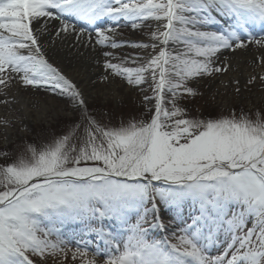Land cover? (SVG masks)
<instances>
[{
	"label": "snow or ice",
	"instance_id": "6c2138e0",
	"mask_svg": "<svg viewBox=\"0 0 264 264\" xmlns=\"http://www.w3.org/2000/svg\"><path fill=\"white\" fill-rule=\"evenodd\" d=\"M120 27L153 30L118 41ZM58 41L78 55L141 50L101 51L99 80L139 89L151 116L98 120L50 60ZM250 47L246 86L264 89V0H0V264H64L69 252L79 264H264V110L189 118L178 103L205 79L223 84L225 53ZM28 91L66 104L30 127Z\"/></svg>",
	"mask_w": 264,
	"mask_h": 264
},
{
	"label": "rangeland",
	"instance_id": "374dc122",
	"mask_svg": "<svg viewBox=\"0 0 264 264\" xmlns=\"http://www.w3.org/2000/svg\"><path fill=\"white\" fill-rule=\"evenodd\" d=\"M148 23H151L153 25V28L155 27L156 24L155 21H149ZM153 28L144 27L142 28V32L139 35L130 34L129 36L127 35L125 37L122 35V36H117L116 39L118 41L148 42V33H150L153 30ZM125 29L131 31L130 27H126ZM143 32H146V34L142 35ZM103 50L114 51L116 55L121 58L126 56L131 57L135 53L141 51L139 49H133L131 47H122L120 49H115V50L112 49H103ZM113 62H119V61L114 60ZM127 66L134 67L136 65L129 63ZM98 67H100V69L104 68L103 63H100ZM70 70L71 71L68 72L69 76L72 74V68ZM225 76H227V74ZM240 78L239 79L237 78L239 80L238 86L240 87L239 94H237L234 90L235 87H237V85L236 84L232 85L231 82L229 81H228L229 83H226L228 84L226 88H223L224 93L218 96L216 94L215 99L216 101L220 102L221 105L220 107H216V108L211 107V105L213 104V95L215 94V91H212L211 89L212 85L208 86L209 81L207 79L203 80L199 85V91L203 93L202 95L196 96L195 98L185 96L184 98L180 99L178 103L180 104L181 107L188 110L189 118H196V117L205 118L209 116L217 117L221 114L228 115L232 109H235L237 114H239L241 110H243L247 114H254L258 109L264 110V89H262L258 85L241 86L243 85V81ZM94 81H96L95 86H98L99 88L102 87L101 89H103V86L104 87L106 86V84L100 82L99 78L94 79ZM117 83L120 87H122V89L120 92L116 94L103 96L100 95L99 93L97 94L95 93L93 95L85 96L89 111L94 116H96L98 120H102V122L108 123L113 126L119 125L121 119H123L126 122L128 119L132 117H135L137 119L147 120L152 114L151 112L148 111V108H153L154 101L150 104H147L146 106V102L143 100L144 93H141L139 89L131 88L126 83L122 82L119 79ZM143 87L146 88L147 95L149 96L153 95L151 89H148L146 85ZM42 97H47V94L45 93ZM64 104H66V102L62 103L58 99H56L54 105L62 106ZM47 106L51 108L49 103H47ZM167 107L170 108L171 105L169 104L167 105ZM33 113L34 114H32L31 117L25 119L24 122L33 128L42 126L39 125L37 122L42 121L44 119L45 113L42 112L39 115L35 114V112ZM48 115L49 116L51 115V111L48 112ZM65 123H67V120L63 115H61L60 118L52 125V128L53 130L59 132L61 130V127ZM29 141H31V137H29ZM2 144H3V140L2 137H0V145ZM8 150L13 151L15 155L23 150V145L18 140L16 144L8 145ZM3 162L4 161L0 159V163ZM62 231L65 233L66 236H70L73 231V228L71 226H66L62 229ZM53 239H55V237H53ZM68 256L69 259L65 260L64 264H79V260L75 262L71 260V252L68 253ZM91 256H92V251L89 252V258H91ZM97 259L103 260L104 257H97ZM56 260L57 261L60 260V257H57ZM49 264H55V262L50 259Z\"/></svg>",
	"mask_w": 264,
	"mask_h": 264
},
{
	"label": "bare ground",
	"instance_id": "6f19581e",
	"mask_svg": "<svg viewBox=\"0 0 264 264\" xmlns=\"http://www.w3.org/2000/svg\"><path fill=\"white\" fill-rule=\"evenodd\" d=\"M125 28L126 27L117 29L119 33L118 36L123 35L125 37L130 34L139 35L142 32V29H132V31H129ZM146 32H143L142 35H145ZM101 51H103V49L96 45L94 48H81L80 52H82L83 55H78L76 48H73L70 45H62L58 41L56 46L49 48L48 56L51 61L55 62L56 65L62 68L66 75H68V72L71 71L70 69L72 68V74L68 76L81 86L85 96L93 95L95 93L108 96L120 92L122 87L118 85V79L114 84L106 85L105 87L103 86V89H101L102 87L99 88L98 86H95L96 83H93L94 79H97L104 74V68L100 69V67H98L100 63H103V57L99 55ZM254 53L258 55V52L254 47H250L247 52H238L234 56L225 53V55L229 56L232 60L234 67L230 73L224 77L223 84H220L219 80L212 84L211 89L212 91H215L217 96L224 93L223 88H226L228 85L226 83L231 82L232 78L239 79L241 77L240 79L243 81V85L241 86L246 85L248 73H250L253 68L252 57ZM97 60H99V63H97ZM257 71H259V69H257ZM231 84L234 85L235 83L231 82ZM105 89H107V94H103ZM44 94V92L32 91L21 93V103H27L28 105L25 110L27 118L31 117V115L34 114L33 112L38 115L42 112L45 113V106H47V103H49L51 107V105L55 104L56 99L62 103L66 102L49 95H47V97H42ZM33 103L36 104V107H32ZM14 107H18V105H14ZM4 112L5 110L3 107H0V115H3Z\"/></svg>",
	"mask_w": 264,
	"mask_h": 264
}]
</instances>
